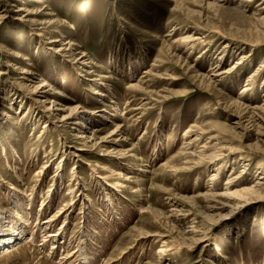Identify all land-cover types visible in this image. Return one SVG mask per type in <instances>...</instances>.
Here are the masks:
<instances>
[{
  "label": "rangeland",
  "instance_id": "rangeland-1",
  "mask_svg": "<svg viewBox=\"0 0 264 264\" xmlns=\"http://www.w3.org/2000/svg\"><path fill=\"white\" fill-rule=\"evenodd\" d=\"M14 2L0 11V220L9 219L13 228L20 217L26 223L21 247L0 257V264H60L61 257H67L63 264H82L85 256L92 257L89 264H264V198L210 221L200 197L244 168L248 175L233 190L252 186L264 166V138L256 135L264 126L255 130L257 122L244 119V132L230 130L239 113L231 102L264 61V45L253 48L260 32L255 19L264 17L259 1ZM21 5L26 13L17 12ZM193 34L206 43L177 47ZM55 37L59 43L51 42ZM18 54L27 58L19 65ZM251 54L252 64L221 84L207 88L193 79L215 65L229 71ZM81 56L92 69L70 64ZM15 65L38 74L32 87L45 81L62 93L56 98L64 104L96 115L80 130L45 132L48 119L17 87ZM102 73L110 77V91L97 97L91 82ZM263 80L256 77L254 92L242 103L262 105ZM3 113L9 115L5 120ZM116 128L123 134L113 138ZM79 133L86 141L75 139ZM203 144L214 164L227 162L211 183L216 166L206 158L189 164L199 162ZM228 145L239 149L230 157L221 149ZM94 165L122 175L107 184ZM111 182L126 188L114 190ZM48 235L56 237L57 249L43 244ZM173 241L184 243L183 251L157 254L163 242L170 248Z\"/></svg>",
  "mask_w": 264,
  "mask_h": 264
},
{
  "label": "bare ground",
  "instance_id": "bare-ground-1",
  "mask_svg": "<svg viewBox=\"0 0 264 264\" xmlns=\"http://www.w3.org/2000/svg\"><path fill=\"white\" fill-rule=\"evenodd\" d=\"M14 1H16V0H0V11L3 12V10L6 8V6H13L15 4ZM257 1H259L258 5L261 7L258 10L263 11L264 10V0H257ZM17 12L18 13L25 12L24 6L21 5L18 8ZM255 21L258 23V25L257 24L256 25L260 28V29L257 28V30H258L257 32L260 31L259 32L260 35L258 34L257 37L255 38L256 41L254 42L253 48H258L261 45H264V32H262L263 30H261L262 28L260 26V25H264V17H257L255 19ZM211 33H213L214 35L220 36V34H218L216 31L210 30V34ZM51 42L52 43H59L60 40L58 37H55L54 40L52 39ZM205 43H206V39H203L202 37L200 38V36L198 37V36H196V34H193L191 36H187V37H184L181 40H179V44L177 47H184L186 49L191 50V49H194V46H196L198 44L199 45L205 44ZM246 43H247V41H246ZM243 44H245V43H243ZM247 45H249V44H247ZM175 49H176V47H175ZM68 51H70V49H68ZM57 52L66 53L64 51V49H60V48ZM73 55L74 54H72V52H68V58L69 59H71L73 57ZM22 57H23V54H18L15 57L16 60H19L18 61L19 63H17V65H19L21 61L23 62V61L27 60L26 57H23V58ZM83 58H84V56H81L79 58L74 57L70 64H72V66H74V67L82 66V68H84V69H92V67H90L91 66L90 63L85 62V60H83ZM252 58H253V54L248 55L247 57L246 56L240 57V60L237 61L229 71H224V70H222V68L220 69L219 65H215L212 69H209L207 71L208 72L207 74L200 75V74L196 73L193 76V79L195 82L198 81L202 84H206L207 88H209L210 86L213 87L215 83L219 82V84H221V82L226 80V77L228 79L229 76L235 75V71L246 66V64L248 66H250V64H252V62H251ZM180 60H181V58H180ZM17 65L12 67V72L18 74L16 76L17 80H18L17 87L21 91H24V92L26 91L27 99L29 100V103L32 105L33 108H37V107L43 108L42 112H40V113L43 114V117L48 119V123H49L48 125L46 124L43 127L45 132H48V130H53L55 132H58V130L63 128L64 126H68V127H72V128L78 127L79 129H77V130H80V128L84 124L85 125L89 124V122L91 121V118H93L90 115H93V116L96 115L95 114L96 112H94V114L92 113L90 115H83L82 111L81 112L78 111V109H81V108L71 107L69 105L67 106L66 104L63 103L62 100H59V98H56V97H60L62 95V93L56 94L54 91V87L52 85H49L45 81L40 83V84H37L34 87H32V85H34L35 82H38V80H39L38 79L39 76L37 77L38 74L37 75L33 74L32 69L29 70L26 68H20ZM26 67H27V65H26ZM196 72H198V71H196ZM231 72H234V73H231ZM87 74H90V72H88ZM258 76H264V61L260 62V65L258 66L256 71L247 77L245 85L240 90L239 95L236 97L237 98L236 101L231 102V106H234L239 111L235 122L233 123L232 127L230 128V130H232L234 132L235 131L244 132L246 130V128L243 124L244 119L247 120L249 125L253 124L254 121L257 122L255 125L254 124L252 125L255 128V130H256V127H258L259 125L264 126V100H263V103L260 107L253 106V104L250 102L249 103L248 102H245V103L241 102L246 93H253L254 92V83L256 81V77H258ZM109 78L110 77H108L102 73L99 75V77L97 78V80L95 82L94 81L91 82L92 84L95 85V88L92 92L95 96L100 97V96H103L102 92L110 91V86L107 84V82L110 80ZM263 83H264V80H263ZM211 92L215 93L214 91H211ZM217 94L219 95V93H217ZM1 100L2 99H0V102H1ZM29 107H30V109H28V111H29L28 115L25 114V115H23V117H25L26 115H27V117H30L29 115L31 114V111H33V108L31 106H29ZM97 112H102V111H97ZM2 116H3L2 119H4V120L9 117V115L4 114V113L2 114ZM28 119L29 118H27L26 121ZM80 124H82V126ZM1 125L4 126L5 124L1 123ZM207 126H209V125H207ZM118 128H116L114 130V133L111 134V136H113V138L119 137L123 134L122 129H118ZM0 129H1V126H0ZM86 129L87 128L85 126L83 128V130H84L83 132H85V133L88 132ZM256 131H257L256 135H258L259 138L260 137L264 138V132H262L263 130L259 131V129H258ZM85 133H79V135H77L75 139L77 141H80V143H82L83 141H86L87 137H86ZM237 134H239V133H237ZM259 142H261V141H259ZM206 144H203L201 146V150H203V151H201V153H200L199 162L196 161V163L193 162V163H189V164L190 165L193 164L194 167L198 166L200 163H202V164L205 163L204 159L206 158L207 160H209L210 165L216 166V168H217L216 172H214V174L211 175V177H209V180H208V182L211 183V182L217 180L218 176H220L222 171L224 169H226L227 162L222 161V163L214 164V163H216V161L214 160L215 158L212 159V157H205L206 155H204L205 154L204 150L205 149L207 150ZM81 147H85V146L81 145ZM83 149L84 148H79V149H76V151H85L86 150V149L85 150H83ZM221 149H223V151L228 153L227 157L232 156L231 154L235 150H239V149H236V148L231 147L229 145L228 146H222ZM252 150H253V148H252ZM257 151H259V147H258ZM253 152H254V150H253ZM118 157H120V156H118ZM213 157H214V155H213ZM212 160H214L215 162L214 161L212 162ZM59 166H63V165L60 164ZM95 166L97 168V171H99L100 173H103L102 175H105L104 179L106 180V182L109 180L108 182L110 183V181H112L113 179L118 180V178L122 175L121 173L115 172V171H113L107 167L94 165V167ZM116 166H119V163H117ZM263 167L264 166H262V168ZM262 168H261V173L259 174V176L257 177V180L255 181V184L252 186L244 187V188H241L238 190H233V188L236 186V184H238V183L240 184V183L244 182L243 176L248 175V171L244 168L242 173L239 174L238 176L232 177L233 179H228L223 185L218 186V187L214 188L213 190L209 189V191L208 192L206 191L207 193H204L203 195L201 194L202 196H200V197L204 198L206 210L209 213H211V215L210 214L206 215L205 218L209 219L210 221H212L213 219L218 220L219 218H221V216L224 215L225 212H227V211L229 212L230 210H232V208H237L238 206H241L242 204H245V205H243L241 207H244L246 205L249 206L252 204V200L254 198L255 199L256 198L263 199L264 196L262 193L264 191V169H262ZM80 182L81 181H79V184H81ZM108 182H107V184H108ZM130 183H132V182H130ZM111 186L114 190L126 188V186H124V184H120L118 182H113V183L111 182ZM71 194H72V191L70 192V195ZM71 198H72V196H71ZM248 206H246V207H248ZM64 207L66 208V206H64ZM64 207L60 208V211L58 213L59 215H61V214H63V212H65ZM246 207H244V208H246ZM237 212L238 211H236L235 213H237ZM185 217H186V215H185ZM10 218L13 219V217H10ZM23 219H26V218L20 217L19 220H20L21 225L20 224L14 225L15 226L14 228H13V225L12 226L8 225L10 222L9 219H7V220L1 219L2 221L0 220V257H3L5 255L9 254L10 252H12L13 250H16L19 247H21L20 243L22 242L21 241L22 235L24 233L23 230L21 229L22 228L21 226H22V224L24 225V223H26V221L25 222L22 221ZM11 224H12V222H11ZM45 225H48L47 222L45 223ZM192 232H194V229L192 230ZM1 234H3V235H1ZM243 234L244 233H241V235L239 237L241 238L243 236ZM263 234H264V228H263ZM157 238L162 239V238H164V236H157ZM42 242H43V244L50 242V245H51L50 250H55L58 248V245L56 246L57 239L54 235L43 236ZM173 242H174V244H173ZM173 242H171L170 248L166 245V243L163 242L162 243L163 245L158 249L157 254L159 256H162L165 253L170 252L172 250H175L174 252L183 251V249L185 247L184 243H180V242L178 243L176 241H173ZM199 243L201 244L202 241L199 240L193 244L195 246H197ZM91 258L92 257H90V256L83 257L81 259L82 264H84V263L89 264L90 260H92ZM66 259H67V257H61V259H58L59 260L58 262L60 264H63L66 262L65 261ZM219 261L220 262H226L227 258L224 255L220 254L219 255ZM221 264H224V263H221Z\"/></svg>",
  "mask_w": 264,
  "mask_h": 264
}]
</instances>
